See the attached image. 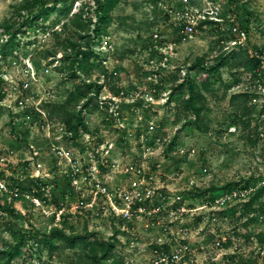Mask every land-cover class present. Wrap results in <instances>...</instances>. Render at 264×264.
<instances>
[{
    "label": "rangeland",
    "instance_id": "374dc122",
    "mask_svg": "<svg viewBox=\"0 0 264 264\" xmlns=\"http://www.w3.org/2000/svg\"><path fill=\"white\" fill-rule=\"evenodd\" d=\"M23 1L0 0V44L8 29L21 28L12 53L0 54V246L14 245L12 263L98 264L80 247L38 239L58 225L91 239H109L117 228L123 264H157L164 244L170 255L183 242L189 250L167 264H264V210L240 216L239 197L222 201L264 178V0L225 4L247 33L241 48L261 60L254 70L235 63L231 19L183 39L165 15L170 0H120L107 33L90 41V73L78 71L77 81L103 86L82 111L87 128L76 134L50 114L76 81L64 67L70 48L63 40L73 32L64 17L52 24L57 11L46 28L22 25L37 11L20 9ZM93 2L75 0L72 11ZM215 64L195 123L181 82ZM94 89L83 85L87 96ZM146 186L152 197L128 208L125 194Z\"/></svg>",
    "mask_w": 264,
    "mask_h": 264
},
{
    "label": "trees",
    "instance_id": "16d2710c",
    "mask_svg": "<svg viewBox=\"0 0 264 264\" xmlns=\"http://www.w3.org/2000/svg\"><path fill=\"white\" fill-rule=\"evenodd\" d=\"M75 0H24L20 4V9H27L32 11L33 8L37 7V11L29 18L22 22V25L28 24L31 26L46 28L43 21H46L54 11H57V17L53 20L52 24H56L64 17L66 20L63 21V27L72 30L73 35L67 36L63 40V44L68 49L65 58L69 61V64H65L67 67L68 74L76 79L74 82L73 89L69 91L68 95L59 103L53 104L50 114L59 118L65 123L67 129L72 133L76 134L80 128H87L85 124L82 111L88 107L92 98L97 96L100 92L103 84L99 82H86L85 78L77 79L80 77L79 72L89 74L90 73V60L93 56H96V52L91 46V39L94 37H101L107 33L109 26L112 22V10L120 2V0H93V8L85 12L84 5L78 10L72 11ZM234 2L235 0H231ZM237 1V0H236ZM42 22V23H41ZM208 22L212 24V20L201 21L200 26ZM202 27V26H201ZM9 30V29H8ZM3 43L0 44V54L7 55L12 53L13 48L18 45L17 33L21 31V28L12 29L8 32ZM57 34V32H55ZM86 38L85 42H82ZM232 56L236 59L235 63L243 66L247 70H254L257 65L261 63V60L257 55L251 56L246 48H237L232 50ZM200 63V61H199ZM220 64H215L210 68L206 69L202 73L195 74V76H186L181 83H186L188 91L182 103L191 110L193 115V121L197 123L200 119V113L202 110V103L199 99L204 98L202 90H209L212 84L211 74H216ZM79 71V72H78ZM2 78L0 77V81ZM219 76L214 78V81H218ZM83 85L88 88L95 87L92 96L86 95L83 90ZM118 93L119 89L113 88ZM244 108L248 111L246 100L249 94H244ZM237 94L234 95V97ZM85 97L83 102L79 104V108L71 106V103L79 102L80 99ZM247 126L248 122L244 121ZM264 186H259L254 193L245 201L241 207L240 216L249 215L251 212L264 210ZM253 219L252 217H248ZM118 229L116 228L114 233L109 239L104 238H90L88 233H67L64 228L54 225L48 232L43 233L41 238H38L41 242L49 244L50 247H57L52 244V240L56 239L63 242L67 247L75 248L80 247L85 255H87L93 262L98 264H123V258H119V255L115 251V239L117 237ZM114 239V240H113ZM259 239L264 240V233L259 235ZM14 245L11 242H4L0 246V264H13L14 259ZM110 260L107 262V260Z\"/></svg>",
    "mask_w": 264,
    "mask_h": 264
},
{
    "label": "built area",
    "instance_id": "2783aa9c",
    "mask_svg": "<svg viewBox=\"0 0 264 264\" xmlns=\"http://www.w3.org/2000/svg\"><path fill=\"white\" fill-rule=\"evenodd\" d=\"M229 2V0H170L169 2L164 4L165 9V15L169 16L174 22H176L182 32V38L187 39L193 36V34L197 31L198 27L205 26L209 24L208 22L203 23L201 26V21L203 20H212V24H222L225 22L226 18L231 19V31L235 35V38L232 39V44L236 46L237 48L242 47L244 44V41L247 38V33L244 29L239 27V25L235 22V15L231 14V12L225 13V4ZM154 38L159 37V32L155 31L153 33ZM164 52V50L162 49ZM261 106H264V99L262 100ZM263 120H264V112H263ZM262 120V121H263ZM263 123V130L264 132V121ZM231 129L236 130V125H231ZM140 170V169H139ZM193 183V180H192ZM259 186H264V178L261 179L256 185H250L245 187L244 189H233L226 193L222 197V201L226 199H231L233 197H239L243 202L247 201L249 197L252 195V193L255 192V190ZM154 193V190L146 186L144 189L136 190L135 188L133 190H129L125 194V198L127 199V206L128 208L131 206V203H133L135 200L142 201L144 199L151 198ZM264 198V194H263ZM127 208V209H128ZM140 209V208H139ZM252 238H256L252 236ZM164 243V242H160ZM170 243V242H169ZM217 245H221V240L216 241ZM170 244H164L162 250H160L159 256L155 259V263L161 264L167 262L170 259V262L179 257L180 255H183V253L187 250H189L188 244L183 242L180 246V250H172L171 254L169 255L167 251H170L172 246L170 247ZM180 252V253H179ZM258 252L260 254H264V240L259 241L258 244Z\"/></svg>",
    "mask_w": 264,
    "mask_h": 264
}]
</instances>
